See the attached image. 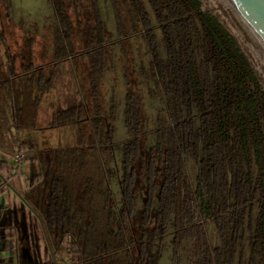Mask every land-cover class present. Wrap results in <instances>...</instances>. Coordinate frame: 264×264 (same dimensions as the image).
Listing matches in <instances>:
<instances>
[{
  "label": "trees",
  "instance_id": "trees-1",
  "mask_svg": "<svg viewBox=\"0 0 264 264\" xmlns=\"http://www.w3.org/2000/svg\"><path fill=\"white\" fill-rule=\"evenodd\" d=\"M48 2L41 57L32 29L11 53L0 8V100L24 149L54 106L58 142L26 195L45 264H264V84L220 16L201 0Z\"/></svg>",
  "mask_w": 264,
  "mask_h": 264
},
{
  "label": "crops",
  "instance_id": "crops-1",
  "mask_svg": "<svg viewBox=\"0 0 264 264\" xmlns=\"http://www.w3.org/2000/svg\"><path fill=\"white\" fill-rule=\"evenodd\" d=\"M9 104V101L4 104L6 108L8 106L5 113V106L0 100V130L12 126ZM53 107L51 101L44 102L38 118L40 131L29 130L24 136L28 158L21 171L9 180H0V264H45L51 258L44 225L26 200V195L45 181L40 151L58 142V134L46 128L53 118ZM43 113L47 122L43 119ZM6 154L11 155L9 150L1 148L0 157ZM10 162L16 166L13 159Z\"/></svg>",
  "mask_w": 264,
  "mask_h": 264
},
{
  "label": "rangeland",
  "instance_id": "rangeland-1",
  "mask_svg": "<svg viewBox=\"0 0 264 264\" xmlns=\"http://www.w3.org/2000/svg\"><path fill=\"white\" fill-rule=\"evenodd\" d=\"M201 1L203 8L218 14L224 24L239 40L259 71L264 84V41L252 28L239 6L233 0ZM11 3L13 7L12 19L6 15L8 12L7 0H0V8L6 17V25L9 31L11 53L17 55L21 53L26 37L32 35L30 30L32 29L36 31V56L41 57L44 50L48 52V47L53 44L51 39L53 16L48 0H11ZM10 19L16 22L15 25L11 24ZM118 61L120 62V60ZM133 68L132 63L128 62L126 71L130 73ZM116 84L120 88V84ZM157 108L151 102L146 105V121L148 124L157 114ZM43 119L47 122L45 113H43ZM119 122L120 132L118 135L122 136L126 134L123 124L124 118H121Z\"/></svg>",
  "mask_w": 264,
  "mask_h": 264
},
{
  "label": "built area",
  "instance_id": "built-area-1",
  "mask_svg": "<svg viewBox=\"0 0 264 264\" xmlns=\"http://www.w3.org/2000/svg\"><path fill=\"white\" fill-rule=\"evenodd\" d=\"M0 144L13 155L16 164V172H20L27 162L28 153L22 147L21 139L15 128H4L0 133Z\"/></svg>",
  "mask_w": 264,
  "mask_h": 264
},
{
  "label": "water",
  "instance_id": "water-1",
  "mask_svg": "<svg viewBox=\"0 0 264 264\" xmlns=\"http://www.w3.org/2000/svg\"><path fill=\"white\" fill-rule=\"evenodd\" d=\"M264 41V0H233Z\"/></svg>",
  "mask_w": 264,
  "mask_h": 264
}]
</instances>
